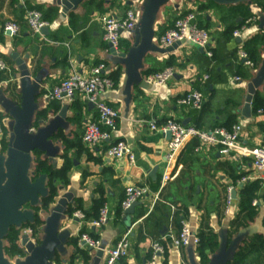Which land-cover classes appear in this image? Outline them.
Returning a JSON list of instances; mask_svg holds the SVG:
<instances>
[{
	"label": "crops",
	"instance_id": "0c3cea01",
	"mask_svg": "<svg viewBox=\"0 0 264 264\" xmlns=\"http://www.w3.org/2000/svg\"><path fill=\"white\" fill-rule=\"evenodd\" d=\"M13 1L12 3V0H0V54L8 58L12 65L4 62L3 58L0 59L7 65V69L0 70V75L8 76V81L12 79V73L15 71L14 62L10 57L12 52H17L22 58L28 55L25 61L33 70V74L42 76L43 88L56 85L71 71L85 74L91 67L104 64L102 73L109 76L118 66L120 67L116 86L100 92V98L119 114L116 131L111 137L92 148L82 143L84 123L94 119L97 112L94 107L87 106L86 100L81 95H76L74 98L82 104L79 124L68 120L62 129L66 139L79 141L87 151L78 154L75 158L77 163H73L68 172L69 183L59 191L58 196L62 192H71L73 198L68 207L74 206L78 201L81 205L79 210L89 212V216L92 214L94 201L102 197L109 211V220L100 227H93L87 224L90 219L85 218V221L81 222L66 212L61 219V227L69 230V236L64 249L57 254L53 264H67L72 259L75 264H90L94 251L76 243L81 230L92 234L100 240V243L105 242V248L113 247L125 232H129L130 247L127 255L123 257L127 264H150L151 244L154 241H159L166 247V252L157 264H181V262L190 264L189 256L199 264L196 247L182 246L176 249L173 246V238L178 235L176 215L197 230L203 222L218 236L223 233L227 245L236 236H240L229 259L243 241L255 235L264 237V177L253 168L251 158H227L219 153L217 146L203 145L199 142L196 146L198 150L194 149L195 160L183 164L180 159L189 140L168 166L166 157L168 139L165 134L155 132L148 126V121L151 119L161 123L167 118L194 125L199 118V110L181 105L177 100L191 90L197 89L204 96L203 104L207 103L209 106H207V114L200 120L204 127L210 125L208 119L222 123L224 117L231 115L235 117L234 124L238 123L241 126L240 139L243 143L249 146L264 143V107L256 114L251 112L249 117H243L238 112L244 104L247 84L256 76L260 66L253 68L244 65L242 60L238 59V50L244 41L255 35L264 34V26L260 28L257 21L243 33L241 42L236 41L233 35L230 38L225 35L229 26H236L243 20L246 16L245 12L264 13L259 6V0H171L164 5L156 18L155 35L169 27L180 14L194 11L197 24L210 35L212 57L206 56L202 48L187 43L170 53L147 54L139 73V81L132 88V98L127 112L122 95L124 83L122 66L113 63L115 58L110 54L108 44L103 40L102 26L95 19L96 16L104 13L123 15L125 10L132 6L127 4V0H98L100 5L86 4L85 0L75 10L69 11L66 17L61 16L60 6L56 4V0ZM133 1V5L140 12L146 0ZM239 5H242V9L236 8ZM36 8L56 9L51 20L47 21L48 34L41 32L39 35H33L29 30L25 12ZM9 20L19 25V32L14 37L3 30L4 24ZM122 42L131 44L132 33L122 32L120 48ZM259 50L262 62L264 46H260ZM168 65H172L175 74L166 84L154 87L145 81L148 75L146 71H158ZM236 77L239 79L236 80ZM1 82L5 83L0 80V84ZM11 83L15 85L14 95H18L16 82L11 80ZM3 86L5 92L10 95L9 83ZM43 88L41 87L39 95L40 101H42ZM255 95H258L264 106V81L256 88L253 97ZM74 100L57 101V109L61 104H67L69 107L67 114L72 118L75 111L71 103ZM48 104L50 102L45 103ZM223 109L225 111L218 114ZM116 140L126 142L134 154L133 163H130L126 157L109 159L105 156V149ZM59 147L61 148L56 167L62 164L60 155L64 152V144L60 142ZM5 150L6 148L3 150L0 148V154ZM75 152L74 148L70 149L69 155L74 157ZM154 167L157 170L151 176L150 172ZM165 171L173 177L162 182V173ZM84 173H86L85 177ZM241 176H254V178L248 179L242 186L238 185V181L233 185V177ZM33 181L31 179V182ZM253 182L258 183L253 199L256 203L252 204L254 215L245 227L228 236L229 223L239 210V189ZM129 184L148 187V193L139 200L140 205L135 208L130 228L125 227L122 222L123 213L120 219L116 218L117 208L124 198V188ZM230 185L236 189V198L232 199L226 211V188ZM37 203L24 204L22 209L31 210V207L39 205L40 201ZM48 213L46 211L41 214L43 223ZM141 226L145 237L139 236ZM163 226L166 227L164 231ZM27 228L30 227H23L21 233L26 232ZM42 234L41 226L38 233L33 236L38 240ZM220 247L221 240L218 249ZM78 249L87 252L86 260ZM212 255L209 256L208 264L212 261ZM104 260L103 255L100 264H104ZM256 261L264 264V252L259 261L255 256H250L244 264H255Z\"/></svg>",
	"mask_w": 264,
	"mask_h": 264
},
{
	"label": "water",
	"instance_id": "95a60500",
	"mask_svg": "<svg viewBox=\"0 0 264 264\" xmlns=\"http://www.w3.org/2000/svg\"><path fill=\"white\" fill-rule=\"evenodd\" d=\"M85 0H56L60 6V14L67 16L69 11L75 10ZM171 0H146L143 8L139 12V18L132 31V42L128 48L115 49L108 44L110 54L115 58L113 63L122 66L124 73V83L122 87L123 102L126 112L132 98V88L139 81V73L143 67L144 59L149 53L166 54L173 52L182 44L184 40L175 41L168 47H160L154 40L155 22L160 9ZM133 0H127V4L133 5ZM259 27L264 26V13L258 12ZM43 34H48V26L41 29ZM9 32L6 31V34ZM236 41L241 42L240 37H235ZM14 62L15 71L12 79L16 82V91L19 100L13 99L9 93L5 92L4 84H0V111L5 114L4 124L7 130V147L3 154H0V264H53L56 256L60 253L67 242L69 230L61 227V219L67 212L69 203L73 198L71 192H62L54 199L48 209V215L44 218L42 225L43 234L41 238L33 241L27 232H22L19 236L18 245L22 249L24 256H15L10 260L3 251V237L10 226L20 227L26 221L32 220V210L22 209L24 204H36L41 197L46 195L45 177H40L31 182L33 171L34 151H40L44 158L53 166H57L59 147L61 140L54 139V135L59 129H64L65 123L69 120L68 105L63 103L60 108L47 109L46 119L37 121V126H33L36 113L44 109L47 102L40 101L42 76L33 74L24 58L17 52L10 54ZM244 62V60H242ZM264 81V58L257 70L256 76L247 84V92L244 97V104L238 110L243 117L251 115V103L256 88ZM152 86V85H151ZM89 108H93L91 101H86ZM183 124H186L183 122ZM166 138L170 139V133H165ZM59 144V145H58ZM73 163L77 161L74 159ZM154 167L150 175L156 172ZM242 186V183L238 184ZM63 186L59 187V191ZM59 193V192H58ZM231 198H236V189H231ZM38 204V203H37ZM140 205L139 201L132 202L129 207L123 210L122 222L125 227L130 228L133 223L135 208ZM44 213V212H43ZM166 227L163 226V231ZM195 231V227L192 228ZM240 236H236L227 245L223 233L219 235L221 247L212 255L210 264H227L230 254L238 242ZM196 247L192 242L188 247ZM94 254L90 264H100L104 255L105 242H101ZM190 264H198L196 260L189 256Z\"/></svg>",
	"mask_w": 264,
	"mask_h": 264
},
{
	"label": "built area",
	"instance_id": "2783aa9c",
	"mask_svg": "<svg viewBox=\"0 0 264 264\" xmlns=\"http://www.w3.org/2000/svg\"><path fill=\"white\" fill-rule=\"evenodd\" d=\"M139 18L137 8L132 5L125 10L123 15L115 13H104L95 17L101 24L103 32V40L107 44H111L115 49L120 48V39L122 32L132 33ZM25 20L33 35H39L41 29L48 25V22L42 18V13L36 9H28L25 12ZM258 21L257 14H252L245 19L243 24L233 31V37H240L244 32L256 24ZM3 30L8 31L9 36H16L19 32V25L14 21H7ZM155 42L160 47H168L175 41L184 40L187 44L202 48L208 57H212L211 40L207 30L201 28L197 24L196 13L194 11H186L177 16L172 25L166 28L162 33L155 35ZM238 59L244 60V65L253 67L252 61L247 57V54L242 50L241 44L238 50ZM104 64H98L91 67L87 73L80 74L76 71H71L65 78L52 87H44L41 93L42 100L49 102L53 100L71 102L76 95H81L86 101H91L98 114V119H91L84 123L81 140L92 148L108 140L112 133L116 131V122L119 116L116 109L104 102L100 98V92L113 89L112 80L102 73ZM7 69V65L0 60V70ZM175 70L168 66L155 73L148 74L145 81L154 87H161L166 82L174 77ZM207 78V75L205 76ZM239 79L236 77V80ZM204 102V96L200 90L193 89L177 100V103L186 105L194 109L200 110ZM0 111V139L6 134L7 130L4 124V117ZM100 124L106 126L102 129ZM148 126L151 130L165 134L170 133V139L167 140V165L175 159L182 147L192 138H197L203 145H212L219 148V153L227 158L249 157L252 160L253 168L264 177V143L257 146H249L240 139L241 126L236 123L230 129L224 127H214L211 129H199L194 125L183 124L174 118H167L165 121L158 123L155 119L148 121ZM198 150V147L195 148ZM105 156L109 159H121L126 157L130 163L134 162V154L125 141L119 140L110 144L105 149ZM173 176L169 172L162 173V182L171 179ZM254 178L244 176L239 183H244L248 179ZM232 185L226 188V211L232 202L231 189ZM148 193L146 185H126L124 188V198L121 201L122 210L129 207L132 202L141 200ZM256 201L253 200L252 204ZM173 209V208H172ZM72 216L85 221L84 213L76 210ZM109 220V211L104 204L99 211V215L95 219L87 222L89 226L100 227ZM181 230L178 235L173 238V246L179 249L182 246H188L191 242L197 246L198 237L197 229L192 231L194 226L183 220L181 222ZM26 232L30 235L33 241L37 238L33 236L31 228H27ZM78 245L97 249L100 246V240L93 238L88 232H79ZM130 247L129 232H125L113 247L104 249V264H116L119 258L124 257L128 253ZM165 253L164 245L159 241H154L151 244L150 264H157ZM181 264H184L181 262Z\"/></svg>",
	"mask_w": 264,
	"mask_h": 264
},
{
	"label": "trees",
	"instance_id": "16d2710c",
	"mask_svg": "<svg viewBox=\"0 0 264 264\" xmlns=\"http://www.w3.org/2000/svg\"><path fill=\"white\" fill-rule=\"evenodd\" d=\"M13 2L14 1L12 0V3ZM85 3L86 4H89V3L90 4H92V3L96 4L97 3L98 5H100V3H98V0H86ZM258 3H259L260 8L262 9V11H264V1L259 0ZM241 6L242 5H239L236 8L242 9ZM36 10H38V11L40 10V12L42 13V18L45 21L51 20V16L56 13L55 8H50L48 10H43L42 8H36ZM242 12H244V11H242ZM245 15L246 16H244L243 20L241 22H239L236 26L231 25L227 28V30L225 32V35L227 38L232 37L233 31L235 29L239 28L243 24L245 19L248 18L249 16H251L252 14L251 13L248 14V12H245ZM72 17L73 16H71V18ZM198 26L203 28L199 24H198ZM121 45L124 48H128L130 46V43L129 42H122ZM260 46H264V34L255 35L251 39L244 41L242 46H241L242 50L247 54L248 59L250 61H252L253 65H254L253 68H258V66L261 64V57H260V50H259ZM0 59H2L8 65L12 66L11 61L1 54H0ZM168 66H172V65H168ZM11 71L13 72V69H11ZM119 71H120V67L118 66L117 69L111 75H109V76L107 75L112 80L113 87H115L117 84ZM158 71H160V70H158ZM155 72H157V71L151 70V71H146L145 73L147 75V74H151V73H155ZM0 80L1 81H8V76L0 75ZM9 81H10V79H9ZM8 91L11 92L10 95L13 99L19 100L18 95H14L15 85L13 83H11V81L9 82ZM49 102H50V104H48L44 109H41L36 113V117H35L34 122H33L34 127L37 126L38 120L46 119L48 108H53V109L57 110V108H58L57 100H53V101H49ZM71 106L75 112H74V115L72 116V118H69V120L71 122H75V123L79 124V122L81 120L80 117H81L82 104L79 100H74L71 103ZM207 106H208V104L204 103L202 105L201 109L199 110V118L195 121V124H194L195 127L199 128V129H211L214 127H224L226 129H230L231 126L235 123V121H236L235 117L229 115L227 117H224L225 120L222 123L206 118L209 120L208 122L210 123V125H208L207 127H204V124L200 123L201 122L200 120H201V117L203 115L207 114L208 107H209V106L208 107ZM263 107L264 106H263L262 102L259 100L258 95H255L253 97V100H252V112L254 114H256L260 109H263ZM224 111H225V109H223L222 111H219L218 114H221ZM1 116L3 117V114H1ZM213 118H214V116H213ZM94 119L95 120L98 119V114H96V117ZM100 127L102 129H106V126L103 124H100ZM54 139H60L61 142L64 144V152L60 155V158L62 159V164L59 167H55L48 162L47 158L43 157L42 152L37 151V150L34 151V153H33L34 160H33V169H32V171H33L32 180L35 181L36 179H38L40 177H45L47 192H46L45 196L41 197L39 205H35V206L31 207V210L33 211V216H32L31 221L22 224L21 227L10 226L9 229L6 231V234L3 237V243H4L3 251H4V254L9 259H11L15 256H23V251L18 245V240H19V236L21 234L22 228L23 227H30L33 231V235L38 233L40 227L43 225V220L41 219V214L43 212L48 211L50 205L54 202V199L58 195L59 187L60 186L64 187L69 183L68 172L73 165V160L78 157V154H81V153L87 151V149L85 147H83V145L79 141H77V140L70 141V140L66 139L62 129L58 130V132L54 135ZM117 141L118 140H116L115 142H117ZM198 143H199V140L197 138H192L186 144V146L184 148V152L182 153V158L180 159V161L183 164H188L189 162L192 163L195 160L194 149L198 145ZM7 144H8V141H7L6 134H5L0 139V148L2 150L5 149L7 147ZM73 148L76 151L75 154H73L74 157L69 155L70 149H73ZM83 176L85 177L86 173H84ZM241 177H233L234 178L233 179V185H236L237 181ZM257 186H258V183L253 182L250 184H246L245 186H243L242 188L239 189V204H238L239 210H238V213L235 216V218L232 219L229 223L230 230L228 232V236H230L231 234H234L235 232H238L240 230V228L245 227L248 224V221L250 219H252V217L254 215V210L252 209V200L255 197V192L257 191ZM104 204H105L104 198L101 197L99 199H96L93 203V207L91 210L92 214L90 216H89V212L81 210L84 213L86 220L87 219L91 220V219L97 218L99 215V211ZM80 208H81L80 202L77 201V203H75L74 206H70L67 208V213L69 215H72V213L74 211L79 210ZM122 213H123V210H122L121 202H120L119 206L117 208L116 218L120 219L122 216ZM180 219L181 218L179 216L177 217V215H176L175 221H176V225L178 228V233L181 230V226H182L181 222L183 221V219L182 220H180ZM157 224H159V223H157ZM81 232H84V231L81 230ZM143 233H144L143 232V226H141L140 230H139V236L145 237V234H143ZM90 235L93 238L97 239L92 234H90ZM197 237H198V244L196 246V251H197L198 256H199V264H208L209 260H210L209 256L211 254H214L218 250L219 236L207 224L202 222L198 227ZM77 242H78V239L76 240V243ZM164 248H166V247L164 246ZM78 252H80L82 254L84 260H86L88 258L86 251H81L78 249ZM165 252H166V249H165ZM263 252H264V237H262L260 235H255V236L249 238L248 240L243 241V243L237 247V249L234 251V253L232 254V256L229 259V261L227 262V264H244L247 261V258L250 256H255L256 260L259 261V258L260 257L262 258V256H263ZM150 253H151V250H150ZM117 262L119 264H127L125 261V258H123V257L119 258V260ZM67 264H75V263L72 259ZM185 264H189V263L187 262ZM255 264H261V263L256 261Z\"/></svg>",
	"mask_w": 264,
	"mask_h": 264
},
{
	"label": "rangeland",
	"instance_id": "374dc122",
	"mask_svg": "<svg viewBox=\"0 0 264 264\" xmlns=\"http://www.w3.org/2000/svg\"><path fill=\"white\" fill-rule=\"evenodd\" d=\"M9 21H12V20H9ZM3 117H4V114H3Z\"/></svg>",
	"mask_w": 264,
	"mask_h": 264
}]
</instances>
